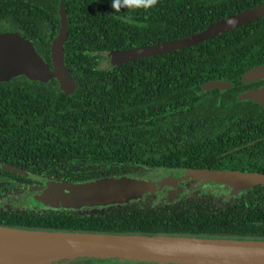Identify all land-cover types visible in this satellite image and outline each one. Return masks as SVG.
Returning a JSON list of instances; mask_svg holds the SVG:
<instances>
[{"label": "trees", "instance_id": "trees-1", "mask_svg": "<svg viewBox=\"0 0 264 264\" xmlns=\"http://www.w3.org/2000/svg\"><path fill=\"white\" fill-rule=\"evenodd\" d=\"M62 2L69 26L64 60L77 88L66 94L55 78L43 83L25 76L0 83V163L58 181L145 177L162 167L264 172V105L240 95L263 86L264 79L225 92L201 86L264 65V16L196 45L108 70L98 68L104 56L96 53L182 38L264 0H158L154 7L119 12L112 0H0V23L32 38L51 65ZM186 193L180 201L147 194L142 203L97 212L0 209V224L264 237L263 184L222 203L198 190ZM68 264L160 263L95 258Z\"/></svg>", "mask_w": 264, "mask_h": 264}, {"label": "water", "instance_id": "water-1", "mask_svg": "<svg viewBox=\"0 0 264 264\" xmlns=\"http://www.w3.org/2000/svg\"><path fill=\"white\" fill-rule=\"evenodd\" d=\"M61 27L54 37L47 63L37 51L32 38L19 32L0 34V82L25 75L43 83L55 78L66 94H73L77 81L64 60V44L69 26L65 3H61ZM264 16V2L210 23L191 35L156 44L118 50H99L103 55L98 68L108 70L121 63L157 55L216 37ZM264 79V65L248 69L236 78L211 80L205 90L228 89ZM241 97L264 105V85L241 92ZM0 168L25 175L41 185L21 191L15 200L2 202L0 209L64 210L78 213L102 211L113 203L141 201L146 193L176 185L181 177L195 176L198 185L230 187L234 190L264 185V172L214 168H170L157 176L112 175L80 181H58L33 172L0 163ZM12 180L0 177V182ZM186 190V191H188ZM113 258L121 261H146L160 264H264V237H219L170 235L158 233H123L45 229L0 224V264H68L85 259Z\"/></svg>", "mask_w": 264, "mask_h": 264}, {"label": "flooded vegetation", "instance_id": "flooded-vegetation-1", "mask_svg": "<svg viewBox=\"0 0 264 264\" xmlns=\"http://www.w3.org/2000/svg\"><path fill=\"white\" fill-rule=\"evenodd\" d=\"M6 32H19V31L13 30L11 28L10 22L8 24H6L5 22L0 23V34L6 33ZM19 34H20V32H19ZM20 35L24 36L22 34H20ZM23 76H25V75H18V77H23ZM15 77H12L8 81H1L0 83L11 82ZM27 80L32 81L29 78H27ZM170 168H199V167H168V168L162 167L160 169L154 170V172H152L148 175H151V176L162 175L164 173H167ZM201 168H204V167H201ZM205 168H210V167H205ZM212 168L220 169L217 167H212ZM4 170L0 172V177L8 176L12 180L0 182V203L8 201L10 199V197L13 196L14 193H20L22 189L25 190V189L29 188L31 185H34V186L35 185H41L40 182L35 181L33 179L19 180L18 178H16L12 174L8 173L7 170H5V171ZM231 170H233V169H231ZM199 182L200 181L195 176L181 177L180 180L178 181V183H179L178 187H176L173 192L168 193V194H164V195L163 194L160 195L157 192L146 193L143 195L142 200L138 201V202L142 203L147 194H154L155 197L159 201H163L165 199H167L168 201H180V200H182V198L184 196H186V194H187L186 190H188L194 184H198ZM245 189H247V188H245ZM245 189L234 190L233 188H230V187L229 188L228 187H220V186L208 187V186H204V185H198L197 187L194 188V190H198L200 194H210L214 197L220 198L221 203L224 202L225 200L233 201L235 199V197H237L239 194H241V192H243V190H245ZM130 202L113 203V204L106 206L105 208L116 207V206L121 207V206L128 204ZM7 210H11V209H7ZM12 210H14V209H12Z\"/></svg>", "mask_w": 264, "mask_h": 264}, {"label": "clouds", "instance_id": "clouds-1", "mask_svg": "<svg viewBox=\"0 0 264 264\" xmlns=\"http://www.w3.org/2000/svg\"><path fill=\"white\" fill-rule=\"evenodd\" d=\"M158 0H112L111 7L115 12L121 11L126 6L154 7Z\"/></svg>", "mask_w": 264, "mask_h": 264}, {"label": "rangeland", "instance_id": "rangeland-1", "mask_svg": "<svg viewBox=\"0 0 264 264\" xmlns=\"http://www.w3.org/2000/svg\"><path fill=\"white\" fill-rule=\"evenodd\" d=\"M178 185H179V183H177L176 185H174L173 187H171V191L169 192V188H166V187H164V188H162L161 190H159V191H157V193H159L160 195L161 194H168V193H171V192H173L174 191V189L176 188V187H178ZM35 186L34 185H31L29 188H27V189H25V190H21V191H24V192H27V190L28 189H30V188H34ZM29 191V190H28ZM14 194H19L20 195V193H14ZM14 194H13V196H11L10 198H11V200H15L17 197H19V195H16V197L14 198ZM6 203H7V201H5ZM0 207H2V204L0 203Z\"/></svg>", "mask_w": 264, "mask_h": 264}]
</instances>
